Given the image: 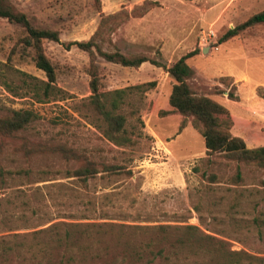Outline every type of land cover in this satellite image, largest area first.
Listing matches in <instances>:
<instances>
[{"label": "rangeland", "instance_id": "obj_1", "mask_svg": "<svg viewBox=\"0 0 264 264\" xmlns=\"http://www.w3.org/2000/svg\"><path fill=\"white\" fill-rule=\"evenodd\" d=\"M12 1L61 41H44L57 75L50 87L23 28L0 18V115L39 114L16 137L0 135V264H59L71 253L72 264H264V168L207 155L193 119L168 110L175 81L163 69L97 56L101 91L126 89L117 112L134 143L110 141L91 103L90 53L66 47L90 40L103 17L116 13L96 39L106 51L147 54L169 66L215 44L188 60L191 85L227 107L222 120L232 135L257 148L264 146V23L218 40L264 11V0H154L141 17L133 10L145 0ZM26 142L35 152L21 149ZM61 145L117 171L87 182L70 176L82 161L51 151ZM175 246L169 262L155 254Z\"/></svg>", "mask_w": 264, "mask_h": 264}, {"label": "trees", "instance_id": "obj_2", "mask_svg": "<svg viewBox=\"0 0 264 264\" xmlns=\"http://www.w3.org/2000/svg\"><path fill=\"white\" fill-rule=\"evenodd\" d=\"M154 4L157 5V2L154 0H145L142 6H138L133 10V14H136L137 17L144 16L149 11V8ZM119 15V13H116L104 16L101 26L90 40L70 42L66 46L67 48H71V46L76 45L78 48L90 53L91 65L89 73L91 75V103L102 116L103 121L106 124L103 134L110 141L119 146H126L134 143L132 138L127 134V119L125 115L117 112L119 103L123 100L126 93V89H117L108 93L101 91V77L96 65L97 56H101L109 62L119 64L124 67L140 68L143 64L150 63L157 68L163 69L175 81L169 98L170 105L174 108V111L183 115L185 118L193 119V126L199 130L204 138L207 155L213 156L215 154H221L226 158H230L238 162L264 168V146L249 148L242 138L233 136L229 130L231 125L230 122H224L222 120L223 116H230L228 108L207 94L200 95L191 85L190 80L194 75V70L188 64V60L197 54L213 50L215 44H209L203 49L196 48L195 50L183 55L169 66L156 57L147 54L128 55L119 50H103L101 45H98L96 39L102 32L103 26L107 25L108 22L116 20ZM0 18L7 19L8 21L16 23L23 28L26 35L22 41L25 46L32 51L33 60L35 61L36 66L45 72L48 78L47 86L51 87L53 83L56 82L57 75L55 66L46 54L44 41L49 40L60 42V32L36 26L26 13L15 6L12 0H0ZM260 23H264V11L254 14L248 20L238 24L233 29H229L219 38L218 43H226L229 40L238 37L247 29ZM233 89L235 91V87H233ZM233 89L228 93V96L231 100L237 101L238 96L234 93ZM109 98L112 99L111 107H108L107 104L110 100ZM37 119H39V114L33 110L24 109L12 110L9 114L0 115V135L5 137H16L17 134L26 130ZM185 127L186 123L182 122L180 131H182ZM45 147L46 146L40 144L34 145V148H37V150L40 151H43ZM21 149L28 154L35 152L33 148L29 147L27 142L21 146ZM51 149L53 152L62 153L66 159L73 158L82 161V165L73 170V172H70V176L72 175L77 177L83 182H87L88 180L94 178L102 171H117L116 166H103V169L101 170L98 164L88 160L87 158L80 157L74 152V150L66 146L61 145ZM2 175L3 172L0 169V177ZM211 179L214 180L215 176ZM135 254L141 256L142 252L137 251ZM155 254L166 262H169L172 255H178V251L175 246L170 251H168L167 248H160L157 252L155 251ZM63 258H66V256L64 255L60 257L59 264H72L76 261L73 253L68 256L66 262H62L64 260ZM228 264L234 263L231 262Z\"/></svg>", "mask_w": 264, "mask_h": 264}, {"label": "crops", "instance_id": "obj_3", "mask_svg": "<svg viewBox=\"0 0 264 264\" xmlns=\"http://www.w3.org/2000/svg\"><path fill=\"white\" fill-rule=\"evenodd\" d=\"M168 110H170V112H172V111H174V108H173L172 106H170V107L168 108ZM176 117H177V118H179V117L181 118L182 116H180V115L177 114ZM180 118H179V119H180Z\"/></svg>", "mask_w": 264, "mask_h": 264}, {"label": "built area", "instance_id": "obj_4", "mask_svg": "<svg viewBox=\"0 0 264 264\" xmlns=\"http://www.w3.org/2000/svg\"><path fill=\"white\" fill-rule=\"evenodd\" d=\"M212 35L216 36L215 33L211 32V33H210V36H212ZM210 38H211V37H210ZM216 49H218V48H216Z\"/></svg>", "mask_w": 264, "mask_h": 264}]
</instances>
